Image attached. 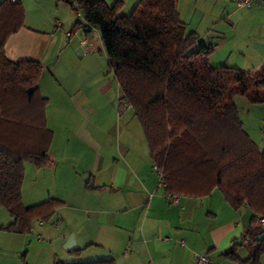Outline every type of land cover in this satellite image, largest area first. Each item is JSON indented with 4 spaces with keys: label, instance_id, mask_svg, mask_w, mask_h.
<instances>
[{
    "label": "crops",
    "instance_id": "1",
    "mask_svg": "<svg viewBox=\"0 0 264 264\" xmlns=\"http://www.w3.org/2000/svg\"><path fill=\"white\" fill-rule=\"evenodd\" d=\"M30 1L34 7L4 53L11 62L33 60L42 68L39 90L50 105L44 115L51 132L49 163L24 164L21 194L27 208L56 202L49 220L36 221L57 246L55 259L195 264L196 255H205L212 264H264V252L253 257L264 243V228L251 221L247 205L234 210L209 180L186 178L167 189L131 110L116 112L119 87L104 52L83 54L85 32L70 30L58 1ZM231 2L187 5L209 19L225 17L212 44H204L206 35L196 45L213 47L211 67L264 70V0H253L246 10ZM233 249L232 259L227 254Z\"/></svg>",
    "mask_w": 264,
    "mask_h": 264
},
{
    "label": "trees",
    "instance_id": "2",
    "mask_svg": "<svg viewBox=\"0 0 264 264\" xmlns=\"http://www.w3.org/2000/svg\"><path fill=\"white\" fill-rule=\"evenodd\" d=\"M77 11L84 27L98 31L108 73L120 99L131 107L146 140L152 163L165 187L186 178L213 181L234 210L247 205L251 221L264 216V148L245 133L234 96L264 104V70L246 73L228 66L211 67L210 45H199L185 33L177 0H138L129 16H119L121 3L102 0H56ZM24 24L22 6L0 3V207L14 222L10 233L30 231L34 221H47L56 202L24 207V164L49 163L51 132L46 128L45 100L38 85V62L9 61L7 39ZM198 47L196 50L193 48ZM80 250L74 256L79 258ZM264 252V243L253 257ZM228 257L235 258V250ZM54 264H114L113 259Z\"/></svg>",
    "mask_w": 264,
    "mask_h": 264
},
{
    "label": "rangeland",
    "instance_id": "3",
    "mask_svg": "<svg viewBox=\"0 0 264 264\" xmlns=\"http://www.w3.org/2000/svg\"><path fill=\"white\" fill-rule=\"evenodd\" d=\"M105 2L109 7L116 3L115 0H105ZM192 2H194V0H178L179 4L177 7L181 10L180 20L185 23V33L194 32L198 36L199 40L207 35V40L204 44H210L211 41L216 39V33L218 32L217 30L219 25L218 23L225 22V17L209 19V17H204L200 13L194 14L192 11H189L187 7V5L192 4ZM201 2L202 0H200V3ZM19 3L23 9L25 24V12L27 10L29 13L34 5L30 0H22ZM120 3L121 8L119 10V16H129L131 10H133L132 8L138 3V0H121ZM231 3H233L232 5L236 7V0H232ZM58 4L64 9L60 14L61 17H63V19L68 23L67 25H69L70 30L72 32L80 31L81 28L73 29V23L80 21V24H82L83 22L77 11H74L70 5L64 2H58ZM183 6L187 7L184 12H182ZM68 39L69 38H66L65 40L67 41ZM74 42L75 40L72 38L70 44H73ZM201 45L202 44H200V46ZM197 48L198 47L193 48V50H196ZM101 53H103V50L95 51L91 54H96L98 56ZM39 89L38 85L37 90L39 91V95L46 103L45 110L49 109L50 105L47 103L48 98H45ZM233 101L237 106L236 108L238 109L239 119L245 133H247L259 149L262 150L264 148V124L262 123L264 120V104H251L246 97L241 96H234ZM132 117L134 118V121H136L133 113ZM24 179L21 193L25 191L27 185V181ZM13 222L14 220H12L10 214L3 207H0V264H54L57 259H55L56 257L53 255L55 254V250H57V246L51 244V239H48V237L41 232L42 229L38 226L37 222L34 221L32 223L30 231L20 234L10 233L5 230Z\"/></svg>",
    "mask_w": 264,
    "mask_h": 264
},
{
    "label": "built area",
    "instance_id": "4",
    "mask_svg": "<svg viewBox=\"0 0 264 264\" xmlns=\"http://www.w3.org/2000/svg\"><path fill=\"white\" fill-rule=\"evenodd\" d=\"M253 0H236V7L239 10L249 9ZM83 31L85 32L84 38L79 42V48L83 52V54H91L95 51L103 50L100 37L98 31L94 28L84 27ZM120 99V95L118 97L117 102V113L118 115L124 114L126 111L131 110L130 105L126 102H123ZM264 124V120L262 121ZM154 170H157V175H159V179L163 180L162 173L154 166ZM258 227L264 228V216L259 217L257 219ZM195 264H212L210 263L209 259L205 255H196L195 256Z\"/></svg>",
    "mask_w": 264,
    "mask_h": 264
}]
</instances>
